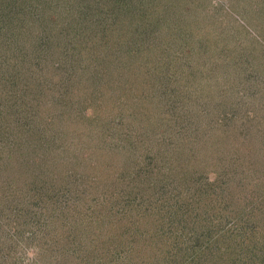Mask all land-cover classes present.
Returning <instances> with one entry per match:
<instances>
[{"label":"trees","instance_id":"1","mask_svg":"<svg viewBox=\"0 0 264 264\" xmlns=\"http://www.w3.org/2000/svg\"><path fill=\"white\" fill-rule=\"evenodd\" d=\"M114 1L95 11L93 0H0V264H264V190L257 188L264 185V169L250 160L247 168L232 164L237 154L210 142L226 143L222 129L200 143L209 153L202 159L220 165L198 169L195 152L178 143L186 135L193 142L190 131L152 120L141 104H133V123L102 122L93 116L106 107L99 98L90 101L83 93L71 110L48 93L64 88L92 39L105 51L140 49L138 41L127 42L134 36L114 29L125 23L154 26L159 11L153 0ZM89 67L82 64L91 72ZM45 68L59 76L51 87L41 81ZM93 68L101 72L97 63ZM46 106L52 116H45ZM90 106L91 115L85 114ZM71 111L77 125L69 129L68 119L56 118ZM159 126L172 132H157ZM81 135L95 141L81 144ZM32 190L41 204H50L52 221L59 213L58 221L68 218L79 232L61 257L59 240L23 236L29 223L18 226L23 213L37 206V198L29 208L24 201Z\"/></svg>","mask_w":264,"mask_h":264},{"label":"rangeland","instance_id":"2","mask_svg":"<svg viewBox=\"0 0 264 264\" xmlns=\"http://www.w3.org/2000/svg\"><path fill=\"white\" fill-rule=\"evenodd\" d=\"M124 2L120 0L119 5ZM114 3V0H93L91 8L97 11L105 6H115ZM150 3L160 13L154 20V26L148 27L146 22L142 27L143 23H138L134 28V23L127 25L124 22L123 27L114 29V33L118 29L127 39L134 36V42L129 39L128 43L138 41L142 44L136 54L123 51L122 46L119 52L107 47L105 51L98 45L97 39H92L88 44L89 52L82 53L85 59L76 63L68 80L64 81L65 89L51 88L48 92L47 88L46 93L55 94L56 98L59 96L63 108L71 110L85 94L92 98L90 101L99 98L106 106L104 112L107 114L97 111L93 116L98 115L102 122L112 119L114 122H132L130 118L134 120L133 113L137 110L133 104H141L145 111L153 114L152 120L169 122L172 129L174 122L180 129L190 131L189 137L193 142L186 135L178 143L185 142L182 145L184 150L190 146L189 151L195 152L198 161L194 168L198 169L220 165L216 159L210 161V157H206L207 162L202 159L209 153H203L205 148L200 143L202 136L210 140L222 129L229 135L226 143L210 142H215L214 145H219L217 149H223L228 155L235 152L237 161L232 164L239 162L245 167L246 161L250 160L254 168L264 169V0H153ZM111 39L114 40V37ZM100 55H103L101 60ZM88 63H92L89 67L93 70L91 72L82 69V64ZM95 63L101 70L98 74L94 73ZM49 70H43L41 81L51 87L59 76ZM90 74L91 80L96 76L98 78L94 84L89 79ZM90 110L91 106L83 112L91 115ZM53 111L47 107L44 114L52 116ZM129 111L130 114H127ZM75 114V111L68 112L66 118V114L61 113L56 119H68L66 122L71 129L77 125L75 120L69 119ZM177 118L182 124L186 122L185 126H181ZM224 124H228L230 130L225 131ZM109 126L113 130L114 125ZM170 127L159 126L157 132H172ZM82 130L84 132L85 129L82 127ZM80 131L79 128V134ZM81 138V144L91 145L95 141V138L86 135H81ZM213 144H210L211 147ZM252 177L255 179L256 176ZM38 178L39 175H36L35 179ZM55 181L60 182L61 178ZM257 185L259 191L264 190V185ZM166 188L173 190V185L168 183ZM34 192L25 194L24 201L29 208L30 202H35L37 198V206L25 215L23 213L18 226L24 229L25 222L29 223V230L23 232V236L33 233L35 240H59L56 241V255L61 257L59 251L69 249L70 241L77 242L79 232L76 234L77 230L68 218L58 221L57 218L61 217L59 213L53 215L56 219L52 221L50 204H41L37 192ZM20 243L26 246L24 240ZM26 253L30 254V249L27 248Z\"/></svg>","mask_w":264,"mask_h":264}]
</instances>
